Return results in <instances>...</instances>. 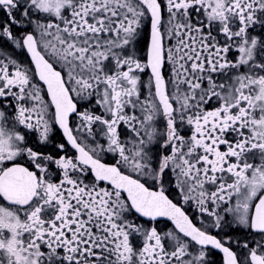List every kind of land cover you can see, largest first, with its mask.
<instances>
[{"label": "snow or ice", "instance_id": "obj_1", "mask_svg": "<svg viewBox=\"0 0 264 264\" xmlns=\"http://www.w3.org/2000/svg\"><path fill=\"white\" fill-rule=\"evenodd\" d=\"M0 264H264V0H0Z\"/></svg>", "mask_w": 264, "mask_h": 264}]
</instances>
